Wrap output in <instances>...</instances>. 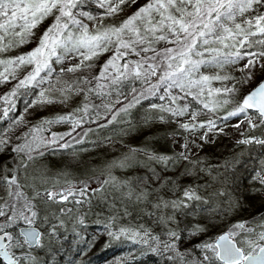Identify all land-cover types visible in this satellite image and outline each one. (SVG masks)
Returning a JSON list of instances; mask_svg holds the SVG:
<instances>
[{"label":"snow or ice","instance_id":"6c2138e0","mask_svg":"<svg viewBox=\"0 0 264 264\" xmlns=\"http://www.w3.org/2000/svg\"><path fill=\"white\" fill-rule=\"evenodd\" d=\"M99 9H102V17L117 16L124 11V6L139 4V0H92ZM90 0H0V52L35 42L36 46L27 53L0 60V83H11L17 80L16 68H27L28 71L23 78L3 96L0 101L8 107L2 110L0 118H6L10 111L15 109V98L20 89H40L37 98L24 101V112L36 104L50 105L56 103H67L73 95L80 96L92 92L99 99L106 93L107 85L100 83L108 80L111 85H118L122 80L134 79L143 81L149 85L145 91L159 90L161 85L166 86L165 91L177 88L181 92L189 89L186 95H192V88H198V95H203L205 90L209 96L232 94L247 86L257 74L264 75V0H145V3L119 24H112L103 29L94 28L90 30L89 25L82 18L89 21L96 20V16L85 10ZM52 17V23L39 36L34 29L43 20ZM31 38V39H30ZM215 43L220 47H209ZM157 45L160 47L158 48ZM258 50H250V49ZM225 49H229L225 51ZM111 50L113 55L103 64L102 70L97 76L89 79L86 76H70L65 79L66 74H74L83 68H91L92 65L85 61L93 60L105 52ZM151 53V55H148ZM210 54V59H204L205 54ZM134 55L138 59L129 61L125 58ZM201 57V59H194ZM76 61L65 65V61ZM123 60V63L120 61ZM243 60V68L246 71L243 79H237L236 84L231 87L211 88L212 80L224 81L235 79L228 76L200 75L193 78V73L198 72L202 65L223 67L224 65L236 64ZM62 65L59 70L53 65ZM110 70H112L110 72ZM55 74V75H54ZM156 78V83H151V78ZM97 83L92 85V80ZM58 89L60 99L48 95L49 88L41 89V85H49ZM81 85H90L87 89ZM136 93V89H131ZM140 92L138 96H143ZM155 94V92H153ZM110 95V93H108ZM87 99V96H85ZM164 99V96H160ZM176 97H172L175 101ZM139 103L137 96L129 101L127 106H122L118 112L127 111L128 108ZM117 103H120L117 100ZM229 100L214 101L210 108L204 104L209 111H216L217 106L226 105ZM112 111L110 105H103ZM88 105L83 104L73 112L58 115L52 119H44L41 124L72 123V131L57 136L52 133L49 143H57L65 136H71L72 132L81 125L80 119L74 118L75 112H87ZM152 107H157L152 105ZM172 112L174 116L184 115L186 108L162 109ZM252 110L264 124V79L248 91L234 111L229 112L223 119L238 117L241 114L248 121V127L255 129L259 125L253 122L252 116L248 115ZM195 117L193 116V119ZM115 120V114L112 116ZM112 120L108 122L111 123ZM23 122L22 115L13 120V123ZM243 121H240L242 123ZM240 123L234 125L239 128ZM103 126V125H101ZM185 130H197L206 127L208 131L216 128L215 121L206 123L181 125ZM34 132L40 128L34 126ZM223 131V129H219ZM27 135V134H25ZM243 135V133H241ZM9 137L0 132V154H5V149L10 143ZM19 139V137H15ZM201 140H206L202 135ZM264 144V139L249 137L239 140L240 144ZM65 143L61 147H69ZM40 145L35 147L29 145H16L10 151L16 153L18 161L17 168L5 171V166L0 161V264H55L54 256L62 248V239H67L61 229L64 221L56 212L50 210L52 205L69 202V198H75L76 192L72 189L55 190L54 186L37 188L34 183L20 182L19 171H27L28 163L36 159L32 155L37 152L39 156L44 153L38 151ZM183 149L188 144L182 145ZM130 151H134L130 149ZM144 155L150 161L162 165L164 169L175 166L180 160L195 164L197 161L189 160V155L181 151L178 156H167L156 153ZM130 163L129 158L116 162L113 166L126 167ZM223 167L229 169L231 165L227 162ZM228 178L224 177L221 183ZM257 194L264 195V176H256ZM114 181L115 178L113 177ZM45 181L41 180V183ZM109 181H105L108 183ZM30 188L31 194L25 193L23 188ZM155 191V189H153ZM235 191V190H233ZM251 194V190H249ZM84 196V189L79 190ZM131 198L132 193H128ZM150 195L147 187L141 190L135 198L145 199ZM214 195L220 197V204L224 205L220 212L227 214V209L242 207L239 199H233L232 192L217 190ZM247 198V197H246ZM162 201V198H161ZM190 201H200L207 204L205 197L198 195L195 189H184L182 198L171 202H164L165 207L173 209L189 207ZM83 201L75 200L79 205ZM160 204H157L159 207ZM194 207V206H193ZM215 207L213 211H215ZM59 213L67 214L72 209L59 208ZM172 219V217H168ZM78 223L84 220L78 218ZM259 231L246 221L238 222L227 231L221 232L209 241H201L192 247L182 248L181 237L175 230H169L168 239L161 240L145 230L143 234L124 228L109 231L108 237L119 240L121 237L129 236L137 244L147 245L150 252L164 256L171 264H264V216L257 221ZM208 231L206 227L197 225L191 233L193 236L204 234ZM140 237V239H136ZM42 256L46 257L42 259ZM135 259V258H133ZM127 264V262H126Z\"/></svg>","mask_w":264,"mask_h":264},{"label":"rangeland","instance_id":"374dc122","mask_svg":"<svg viewBox=\"0 0 264 264\" xmlns=\"http://www.w3.org/2000/svg\"><path fill=\"white\" fill-rule=\"evenodd\" d=\"M143 3L145 0H139V4L124 6V11L117 16L102 17L103 10L90 0L85 10L91 11L96 16V20L82 19L89 25L90 30L103 29L112 24H119ZM51 23L52 17L50 16L38 24L33 30L36 36L41 35ZM35 46V42H30L13 47L6 52H0V60L27 53ZM157 47L160 46L157 45ZM209 47L215 48L220 45L212 43ZM228 50L225 49V51ZM112 55L113 52L109 50L93 60L85 61L86 65L90 64L92 67H85L74 74H66L65 79L70 76H86L89 79L97 76L103 64ZM125 59L133 61L138 58L129 55ZM194 59H201V57H194ZM204 59H210V54L206 53ZM75 62L66 60L64 63L67 65ZM123 62V60L120 61V63ZM243 64L244 61L241 60L236 64L224 65L222 68L202 65L198 72L193 73V78H198L200 75L228 76L235 79L212 80L209 87L221 89L231 87L236 84L237 79L244 78L247 70H240ZM53 66L59 70L62 65L54 64ZM2 67L0 66V70ZM27 71V68H16L17 80L23 78ZM261 79H264V75L257 74L253 81L243 88L236 84V87L240 88L239 92L214 96H209L207 90L203 95H198V88H192L190 90L192 95H186L189 91L187 88L184 92L177 88L165 91L166 86L161 85L158 91H145L149 85L143 81H136L137 86L129 80H122V83L118 85H111L108 80H102L100 83L107 85L104 89L106 94L99 99L94 93L86 91L80 96L73 95L67 103L36 104L27 112L23 111L24 101L36 99L40 89H20V93L26 94H18L15 98V109L9 112L8 117L0 118V132L11 138L8 148L5 149L6 155L0 154V161L3 162L5 171L16 169L17 154L11 152L10 148L16 145L35 147L39 144L38 151L43 152L44 155L39 156L37 152L32 153L36 159L28 163L27 171L21 169L18 173L21 184L34 183L37 188L54 186L57 191L72 189L77 193L75 198H69L68 203L52 205L50 208L64 221L61 231L67 239H62V245L76 246L66 251L70 256L73 255V264H92L91 261H87L90 257L96 260L93 264H126L133 253L144 250L150 252L147 245L137 244L129 236L121 237L119 240L108 237L107 233L114 232L117 228L130 230L129 235L133 231L143 234L147 230L161 240L168 239L169 230H175L181 237L182 248L192 247L201 241L215 238L220 234H216V227L219 229L223 224L231 229L238 222L246 221L259 231L257 221H261V216L252 203L260 202L264 205V195L253 199L254 195H257V180L253 177L264 176V144L237 142L249 137L264 139V124L260 123L259 118L251 110L248 115L252 116L253 122L259 125L255 129L248 127V121L243 114L238 117H229L226 120L223 117L234 111L243 96ZM17 80H12L11 83H0V96L7 93L17 83ZM96 83L97 81L93 79L92 85ZM151 83H156L155 77L151 78ZM45 87L49 88L48 95L56 99L61 98L58 89L62 85L57 84V90L49 85H41V89ZM81 87L87 89L90 85H81ZM133 87L136 93L131 91ZM140 92L144 93L143 96H138ZM162 95L164 99H160ZM134 96H137L140 102L133 101L134 106L128 108L127 111L117 113V110L122 106H127ZM173 96L176 97L175 101L172 100ZM224 99L229 100V103L217 106L214 112L204 108V104H209L211 108L214 101ZM117 100L120 103H117ZM83 104L89 106L88 111L74 113V118L80 119L81 125L72 132L71 136H65L57 143H49L52 133H56L57 136L68 133L72 131L73 124L66 122L49 125L41 124V121L73 112L74 109L81 108ZM103 105H110L112 111H108ZM152 105L157 107H152ZM6 107L8 105L0 101V113ZM168 108L173 110L186 108V112L184 115L174 116L172 112L162 110ZM114 114L115 120H112ZM21 115L23 122L13 123V120ZM109 120L112 122L109 123ZM209 120L215 121L216 128L212 131H208L206 127L192 131L181 127L184 123L200 124ZM240 121L243 122L240 123ZM237 123H240L239 128L234 127ZM34 126L39 127L40 131L34 132ZM221 128L222 132L219 131ZM202 135L206 136V140L200 139ZM65 143L70 146L61 147ZM185 143L188 144L187 149L182 148ZM181 151L189 155L190 161L195 160L197 163L192 164L180 160L175 166L164 169L162 165L148 160L144 155L147 152L172 157L178 156ZM126 157L130 159L128 166H113ZM225 162L231 165L229 169L223 167ZM238 169L248 176L250 174L248 188L245 187L242 190V185L236 183L229 187L228 179L221 183L224 177L228 178ZM41 180L45 182L41 183ZM106 180L109 182L105 183ZM145 187L150 195L145 199L137 200L135 196ZM80 189H84L86 193L84 196L79 194ZM184 189H195L198 195L208 200V203L190 201L188 202L189 207L181 209L164 206L162 201L171 202L182 198ZM23 190L29 195L32 191L28 187H24ZM217 190L232 192L233 199H238V195L242 196L243 192L251 190V197L246 201L243 200L242 207L235 210L226 208L227 214L225 215L219 211L224 205L220 204L221 198L214 195ZM129 192L132 193L131 198L128 195ZM74 199L83 202L77 205ZM157 204L160 206L157 207ZM200 206L206 208V213L202 215L197 213ZM214 207L215 211H213ZM59 208H70L72 212L65 215L58 212ZM78 218H82L84 223H78ZM212 222L215 224L214 227ZM197 225L206 227L208 231L193 236L191 233ZM105 252L110 253L105 257ZM159 256L161 264H171L164 256ZM54 257L56 258V254Z\"/></svg>","mask_w":264,"mask_h":264},{"label":"trees","instance_id":"16d2710c","mask_svg":"<svg viewBox=\"0 0 264 264\" xmlns=\"http://www.w3.org/2000/svg\"><path fill=\"white\" fill-rule=\"evenodd\" d=\"M129 81L132 82L133 85H137L138 86V83H136L137 80H134V79L131 80L130 79ZM144 87H146V86H144ZM236 173L235 174L232 173L228 177V181H227L229 183L228 186L229 185L232 186L233 183H236V184L242 185L241 189L242 188L244 189L245 187L248 188L247 183L249 181L248 179H249L250 174H249V176H248V174L247 175L244 174V172L241 169H238ZM249 197H251L249 192H243L242 196L238 195V199H239L241 205H243V200L246 201V199H248ZM256 197H262V196L257 194V195H254L253 199L256 198ZM252 206L255 209H257V212L259 213V215L261 217L264 216V205L263 204H261L260 202H258V203L253 202ZM205 211H207V210H206V208H204V206H200V208L197 209V213H199L200 215H202L203 213H206ZM192 216L193 215H191V217ZM190 223L188 224V227H189ZM214 225L215 224H213V222H212V226L213 227H214ZM223 225L220 226L219 229L215 226L216 229H217V231H216L217 233L216 234L229 230V227L223 226ZM67 243H69V242H67ZM69 245L70 244L62 246L61 251L59 253H56V258L54 257L55 264H73L74 263L73 255L70 256L69 254H67L66 251H68L69 249H71L73 247L76 248V246L70 247ZM105 253H106L105 254V257H106V256H108V253H110V252H108V253L105 252ZM79 257H80V253L78 251V258ZM44 258H46V257H44ZM92 258L93 257H90L87 261L88 262L91 261V263L93 264V263L96 262V260H93ZM133 258H135V259H133ZM126 262H127V264H161L159 255H157V254H153L152 255L151 252L146 251V250L141 251V252L133 253L130 256L129 260H127Z\"/></svg>","mask_w":264,"mask_h":264},{"label":"water","instance_id":"95a60500","mask_svg":"<svg viewBox=\"0 0 264 264\" xmlns=\"http://www.w3.org/2000/svg\"><path fill=\"white\" fill-rule=\"evenodd\" d=\"M252 111V110H251Z\"/></svg>","mask_w":264,"mask_h":264}]
</instances>
